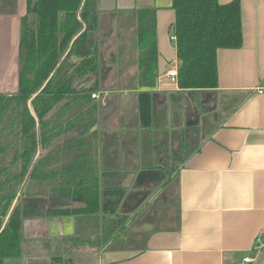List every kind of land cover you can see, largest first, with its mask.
<instances>
[{"label":"crops","instance_id":"obj_1","mask_svg":"<svg viewBox=\"0 0 264 264\" xmlns=\"http://www.w3.org/2000/svg\"><path fill=\"white\" fill-rule=\"evenodd\" d=\"M241 3L243 45L218 50L219 86L203 91L207 99H213V105L204 102L203 111H199L196 99L191 100L194 108L187 110L191 108L195 117L198 113L199 118L205 117L201 132L208 134L201 135L199 150L190 149L182 159L180 104L167 103L161 96L163 119L147 128L141 124L137 97L144 90L137 87L140 48L136 21L141 10L155 9L157 13L159 77L155 90L179 89L166 76L169 68L179 65L176 42L171 40L176 21L173 0H97L100 25L93 39L102 65L100 90L92 101L98 108V121L91 129L97 131L93 141L95 169L109 186L125 189L118 210L132 213L131 217L105 238L100 223L79 225L74 215L27 218L22 229V255L0 260V264H241L246 255L253 257L252 264H264V0ZM18 10L12 14L0 11V30L9 43L0 51V91L5 92L18 85L23 14L21 7ZM96 79L87 77L81 84ZM212 114L215 121L207 117ZM157 143L167 149L174 147L175 154L166 167L167 178L163 172L162 203L156 207H164L167 187L177 184L175 222L164 220L159 225L151 217L135 221L147 199L155 194L146 193L149 196L143 202L137 197L142 187L134 194L130 186L132 181L162 177V172L150 168L133 170L134 163L149 154L143 149ZM188 146L192 148L190 143ZM28 184L31 189L25 191L39 189L35 180ZM143 188L151 191L146 185ZM129 193L138 198L134 204L128 205L125 199ZM158 196L148 199L147 204L154 206ZM82 206L84 202L66 198H51L50 204L51 208L71 210ZM137 238L143 239L140 245L133 243Z\"/></svg>","mask_w":264,"mask_h":264},{"label":"trees","instance_id":"obj_2","mask_svg":"<svg viewBox=\"0 0 264 264\" xmlns=\"http://www.w3.org/2000/svg\"><path fill=\"white\" fill-rule=\"evenodd\" d=\"M173 8L177 90H155L156 10H141L137 16V87L144 89L137 97L141 124L147 128L163 119L161 96L185 108L198 95L203 97L204 90L218 88V50L239 48L244 41L241 0H173ZM99 25L97 0H27V13L21 18L18 85L14 91H0V260L22 255L23 223L30 217L74 215L79 225L100 223L102 236L126 219L118 210L125 189L106 184L95 169L97 131L91 129L98 121V108L92 94L100 90L102 64L93 35ZM91 76L97 77L93 83L81 84ZM196 118L186 128L196 133L191 152L199 150L203 129L199 113ZM188 136L185 131L182 143H188ZM33 180L39 189L25 191ZM51 198L79 200L85 206L51 208Z\"/></svg>","mask_w":264,"mask_h":264},{"label":"rangeland","instance_id":"obj_3","mask_svg":"<svg viewBox=\"0 0 264 264\" xmlns=\"http://www.w3.org/2000/svg\"><path fill=\"white\" fill-rule=\"evenodd\" d=\"M21 7V13L22 16H24L26 13H27V0H4V2H2V0H0V11H4L6 14H12V13H17L19 10L18 8ZM21 16V18H22ZM8 23V22H7ZM20 29H21V19H20ZM3 30H7V28L3 29ZM4 34L2 33V31L0 30V51H2V49L6 46L8 47L9 43H8V39H5L4 41ZM0 57L2 59V52H0ZM1 62V60H0ZM201 97V95H199ZM196 98L195 100V105L196 106H199L200 108V111H203V109H201V106L204 105V102H207L206 104H208L209 106L213 105L214 101L213 99L211 98H206L205 95H203V103L200 104L199 103V98ZM206 98V99H205ZM209 100V101H208ZM199 104V105H198ZM189 107H192V105H186L185 104V108H182L183 110V117H182V130H181V138L183 140V134L185 133V131L189 132L190 136L189 137V141L188 143L185 141L184 143H182V146H181V150H182V159L184 158V155L187 154L189 152V150L191 149V146L189 147V143L192 145V148H193V139L196 138V133H193L191 130H186L187 126L189 125V123H192L190 121H193V119H197L195 116L192 115V109L190 108V111H189V114L187 116V118L185 117V110L184 109H188ZM204 107V106H203ZM189 117V118H188ZM194 117V118H193ZM208 118L210 117V119L214 120L215 121V116H207ZM219 118V117H218ZM204 119L205 117L202 115V117H200V122L202 121V123H204ZM203 133L205 132H201L202 136H203ZM200 134V135H201ZM208 134V133H205V135ZM194 137V138H193ZM197 139V138H196ZM160 141V140H159ZM158 142V141H157ZM163 143H157V144H152L148 146V148L146 147V149H143L144 150V153L145 152H149V154H146L145 156H143L138 162L134 163V169L137 167L138 169L142 170V169H147V168H150V169H157L159 170V172H164L165 173V178L168 177V174L166 173V167L169 165V160L173 158L174 154H175V151H174V147H171L170 149H167L165 147H163ZM177 149V147H176ZM163 151L165 152V154L163 155ZM177 151V150H176ZM164 156V157H163ZM171 157V158H170ZM138 160V159H137ZM139 164V165H138ZM177 166V165H176ZM173 175V174H172ZM164 178V174L162 175V177H160L159 180H153V181H141L142 179H140L139 181H132L131 183V187H133L132 189H135L133 192L134 194L137 193L138 189L140 187H142V190H139L141 191V196L145 195L146 193L147 194H150V192H153V194H155L154 196L152 195V197L149 199L147 196L149 195H145V197H141L139 195H137V197L139 198V200L145 202L146 199L148 198L150 201L152 200L153 197H156L158 196L155 200H154V206L153 205H149L147 204L149 201L147 199V201L145 202V207L144 206H141L140 208H142V210L136 214L138 216V219H136L135 221H139L141 219H144V218H147V220H149V218H153L156 219V221H158V225L161 221H164L168 224V223H174L175 222V217H176V211H177V184L174 182H172V187L171 188H168L166 189V193H165V200H164V207H156L158 202L159 201H162V197H163V192H162V189H161V185H162V181ZM168 182V181H167ZM148 184L153 185L152 187H150ZM147 186L151 189V191L146 190L145 188H143L144 186ZM129 186V187H130ZM137 186V187H136ZM26 188H30L31 189V184H28L26 186ZM132 193V192H130ZM129 193V194H130ZM131 195V194H130ZM128 195L126 196V200L129 201L128 202V205L130 204H134L135 202L133 200H136L138 198L135 197V195ZM159 203H162V202H159ZM144 204V203H143ZM126 212V211H125ZM125 212H123L125 214ZM126 219L131 217V214L132 213H128L126 212ZM170 217H172V221L169 219ZM140 218V219H139ZM134 221V222H135ZM153 223H155V220L153 221ZM161 224V223H160ZM135 225V224H134ZM119 226V224H118ZM121 226V225H120ZM149 229H154V227H149ZM108 235H103V238L107 237ZM123 243H126L125 240L122 241ZM143 242V239H138L135 240L133 243H137V245H140L141 243Z\"/></svg>","mask_w":264,"mask_h":264},{"label":"built area","instance_id":"obj_4","mask_svg":"<svg viewBox=\"0 0 264 264\" xmlns=\"http://www.w3.org/2000/svg\"><path fill=\"white\" fill-rule=\"evenodd\" d=\"M171 40L175 41L177 40V36L176 34H171ZM166 76H168L169 80L174 83V84H178V65L176 64L174 67L169 68L166 71ZM98 95L97 93H93L92 97L96 98ZM264 246V245H263ZM254 261L252 256L246 255L245 257H243L242 263L241 264H252Z\"/></svg>","mask_w":264,"mask_h":264}]
</instances>
